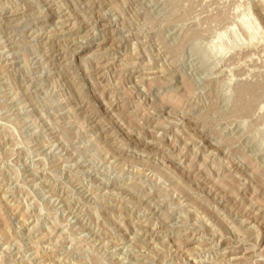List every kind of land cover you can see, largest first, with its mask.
<instances>
[{
	"label": "rangeland",
	"instance_id": "rangeland-1",
	"mask_svg": "<svg viewBox=\"0 0 264 264\" xmlns=\"http://www.w3.org/2000/svg\"><path fill=\"white\" fill-rule=\"evenodd\" d=\"M0 264H264V0H0Z\"/></svg>",
	"mask_w": 264,
	"mask_h": 264
}]
</instances>
